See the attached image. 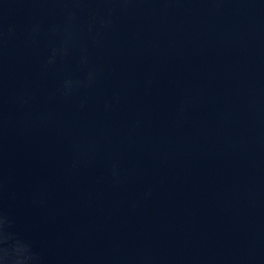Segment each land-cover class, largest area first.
Segmentation results:
<instances>
[{"label": "water", "instance_id": "water-1", "mask_svg": "<svg viewBox=\"0 0 264 264\" xmlns=\"http://www.w3.org/2000/svg\"><path fill=\"white\" fill-rule=\"evenodd\" d=\"M0 264H264V0H0Z\"/></svg>", "mask_w": 264, "mask_h": 264}]
</instances>
